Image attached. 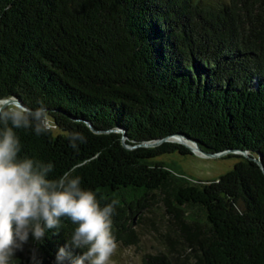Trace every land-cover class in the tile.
Here are the masks:
<instances>
[{
	"label": "trees",
	"instance_id": "obj_1",
	"mask_svg": "<svg viewBox=\"0 0 264 264\" xmlns=\"http://www.w3.org/2000/svg\"><path fill=\"white\" fill-rule=\"evenodd\" d=\"M10 97L43 101L55 124L15 129L20 156L51 162L50 179L74 168L102 207L116 200L117 243L137 244L138 218L161 202L181 252L143 264H264V0H0V100ZM74 131L86 137L78 149ZM176 133L206 153L245 150L263 172L226 153L237 158L227 172L193 181L156 160L186 146L138 147ZM75 227L63 219L12 264H55Z\"/></svg>",
	"mask_w": 264,
	"mask_h": 264
},
{
	"label": "clouds",
	"instance_id": "obj_2",
	"mask_svg": "<svg viewBox=\"0 0 264 264\" xmlns=\"http://www.w3.org/2000/svg\"><path fill=\"white\" fill-rule=\"evenodd\" d=\"M37 103L34 109L20 103L0 105V264H12L30 240L43 241L49 230L62 227L65 218L76 227L58 250L55 264H113L118 243L112 217L118 202L102 207L96 192L81 187L74 168L50 179L51 162L20 156L22 145L15 129L43 135L55 128L43 101ZM68 139L73 149H78L77 142H86L76 131ZM74 250L80 253L73 255Z\"/></svg>",
	"mask_w": 264,
	"mask_h": 264
},
{
	"label": "rangeland",
	"instance_id": "obj_3",
	"mask_svg": "<svg viewBox=\"0 0 264 264\" xmlns=\"http://www.w3.org/2000/svg\"><path fill=\"white\" fill-rule=\"evenodd\" d=\"M226 2L227 0H222ZM177 173H183L191 180L208 181L218 178L227 172L237 161V158H204L198 155H179L176 151L168 154H161L156 157ZM189 218H196L202 222L204 219L202 211L197 207L186 208ZM138 242L135 245L122 246L118 243V249L112 257L113 264H143L145 255L152 253H169L173 256L180 251L183 237L180 234L176 221L165 213L161 202L154 201L150 207L142 212L134 226Z\"/></svg>",
	"mask_w": 264,
	"mask_h": 264
},
{
	"label": "water",
	"instance_id": "obj_4",
	"mask_svg": "<svg viewBox=\"0 0 264 264\" xmlns=\"http://www.w3.org/2000/svg\"><path fill=\"white\" fill-rule=\"evenodd\" d=\"M11 103H20V104H22L19 100H17L14 97H10V98L5 99V100H3V99L0 100V105H6V104H11ZM169 141L176 142L177 144H180L182 146L184 145L190 150L189 152H191L192 155H195V156L198 155V156H202L204 158H209V157H218V158H220L226 153H231L233 155L239 154V155H242L245 158H247L245 150H238V149L237 150L226 149L223 152H209V153H206V152H204V150H202L198 146L197 143H194L193 141H191V139H189L187 136L181 135V134H178V133L172 134L169 137H165V138L163 137V138L155 139V141H152V142H150V141L142 142V144L139 145L138 147L144 146V147L155 148L160 143L169 142ZM185 141H187L189 143H185ZM123 146L126 149L135 147V146H127L126 144H123ZM247 159L255 160L256 163L259 166V169L263 172V166H262V164H261V162L259 161L258 158H255V159L254 158H247Z\"/></svg>",
	"mask_w": 264,
	"mask_h": 264
},
{
	"label": "bare ground",
	"instance_id": "obj_5",
	"mask_svg": "<svg viewBox=\"0 0 264 264\" xmlns=\"http://www.w3.org/2000/svg\"><path fill=\"white\" fill-rule=\"evenodd\" d=\"M185 143H189V142L185 141Z\"/></svg>",
	"mask_w": 264,
	"mask_h": 264
}]
</instances>
